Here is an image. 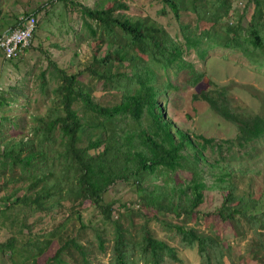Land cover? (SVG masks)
<instances>
[{
	"label": "trees",
	"instance_id": "obj_1",
	"mask_svg": "<svg viewBox=\"0 0 264 264\" xmlns=\"http://www.w3.org/2000/svg\"><path fill=\"white\" fill-rule=\"evenodd\" d=\"M55 1L68 7L72 4ZM236 1L158 0L179 22L183 13L195 15L194 27L180 23L183 41L171 38L150 17L131 14L128 3L106 0L94 8L80 6L88 30L82 36L85 40L92 36L87 41L92 55L83 71L97 78L102 99L97 101L96 91L83 81L82 71L71 74L57 67L54 54L47 49V62L57 71L51 77L60 81L50 99L56 115H30L31 123L21 117L9 118L3 109L10 102L17 103L20 96L9 90L0 92V233L8 234L0 240V256L7 254L10 264H65L63 257L72 245L84 264H92L81 235L56 245L62 223L51 230L35 227L55 208L64 210L65 201L73 206L64 221L76 217L82 229L87 203L111 220L114 206L105 205L104 195L119 181L135 187L152 221L170 235L167 240L157 238L146 226L137 235L139 242L134 241L117 221L112 264H164L167 258L182 262L170 239L196 248L200 264H240L232 258L242 257L243 261L245 253L237 254L233 241H227L224 231L228 229L237 243L252 233L253 243L247 251L255 258L264 255V170L252 169L258 144L264 140V107L259 112L234 108L229 90L207 66L209 51L222 47L264 68V0H243L254 7L247 26L242 24L245 6L236 11ZM37 7L19 21V27L31 17L36 20ZM0 52L9 66L26 70L19 64L26 50L14 59H7L1 48ZM194 52L203 60V69L186 60ZM127 69L133 72L128 74ZM155 70L167 77L170 70L187 71L191 88L207 78L205 90L195 98L232 124L237 130L235 138L218 141L176 127L162 105L171 83L157 87ZM40 78H45V72ZM26 84L19 82L9 89H20L21 97L29 98ZM236 149H245L242 156L248 163L235 165ZM183 172H188V178H180ZM166 176H171L170 186H143L150 179ZM213 194L220 204L205 211L202 205ZM198 226L205 228L199 230ZM99 249H106L104 241Z\"/></svg>",
	"mask_w": 264,
	"mask_h": 264
},
{
	"label": "rangeland",
	"instance_id": "obj_2",
	"mask_svg": "<svg viewBox=\"0 0 264 264\" xmlns=\"http://www.w3.org/2000/svg\"><path fill=\"white\" fill-rule=\"evenodd\" d=\"M68 1H71L73 5L71 4L68 7L63 2L56 3L55 0H0V35L8 27L15 26L17 18L18 20L21 17L24 19L25 16L32 14L37 6L39 9L36 16V38H34L32 46L26 50L19 62L21 68L25 66L26 70H15L11 65L9 66V63L3 61V57L0 56V92L9 90L13 95L20 96L17 103L10 102L11 106L3 109L7 112V117H21L22 121L31 123L30 115L39 114L46 117L58 113V111L54 110V104L51 103L50 99H54L53 90L60 81L58 77H51V74L55 75L57 71L54 70L55 67L48 64L45 49L54 54L52 57L55 61L54 65L65 72L73 74L82 71V79L96 91L95 97H97V101L102 99V86L98 83L97 78L89 72L83 71L88 57L92 55V48L87 42L92 36H88L86 40L82 36L88 33V30L83 26L84 16L80 6L94 8L106 0H78L81 4H77L76 0ZM118 1L130 4L132 6L131 14H135L138 17L146 15L158 22V24L166 28L171 38L178 41L184 40L180 30V23L192 27L196 24L195 15L191 13H183L181 21H177L173 13L165 9L164 4L158 2V0ZM233 5L238 12H241V9L245 6L246 11L242 24L247 26L253 12V5L247 4L243 0L236 1ZM122 13L123 10L119 14ZM229 22L230 24L233 23L232 20ZM3 24L5 25L3 26ZM39 48L42 51H37ZM209 57L207 66L212 71V76L216 81L229 90L232 97V106L247 111H261L264 107L263 66L253 64L240 53L222 47L212 48L209 51ZM186 60L191 62L197 69L204 68L203 60L195 52L186 56ZM49 63L53 62L50 61ZM127 71L129 72L128 74L133 72L131 69H127ZM41 72H45V78L43 79L40 78ZM154 72L157 87L160 88L162 84L171 83L166 104L162 103V105H166L167 115L173 120L176 127L192 134H202L209 138H215L218 141L235 138L237 134L236 128L213 113L205 101L195 98L196 95L205 90L207 78L199 86L191 88L189 86L190 76L187 71L177 72L170 70L168 77L161 70H155ZM19 82H27L24 89L29 98L21 97L20 89H9L15 85L18 86ZM42 84L46 85L43 90ZM121 86L123 88L124 82H121ZM56 107L58 108V106ZM244 150L242 149L241 152L237 149L235 150L234 155L238 158L234 162L236 166H240L239 163L246 164L249 162V160H246V156H242ZM257 152L258 156L252 159V169L260 172L262 169L264 170V140L258 144ZM188 175V172H183L180 178L186 179ZM205 176L209 180V176ZM1 181L2 176H0ZM129 181L132 183L131 180ZM171 182V176L158 177L156 180L150 179L146 181L143 186L147 187L149 184L170 186ZM139 200L140 197L135 187H129L126 183L119 181L110 187L104 195L105 205L112 204L114 206L111 220L103 217L100 211L93 206H88L89 204L87 203V209L82 211L83 224L85 225V228L82 229V223L76 217L64 221L65 216L69 212L68 208L73 206L72 202L65 201L62 203L64 210L55 208L49 215H44L46 218L45 223L37 225L35 230H40L44 227L51 230L54 225L62 223L63 228L55 240L56 245H63L68 240L81 235L83 237L81 242L85 245L92 264H112L114 259L112 247L116 235L117 221L125 232L132 235L134 241L139 242V236L137 235L146 226L154 231L157 238L167 240L168 235H170L168 230L152 221L150 211L143 207ZM217 203L220 204L219 197L214 194L210 195L207 202L202 205V209L207 211L216 206ZM2 209L3 206L0 204V210ZM147 213H149V217ZM51 218L53 219L50 226H48L46 223ZM167 218L179 222L177 218L170 216ZM32 221L31 219L30 222ZM198 227H200L199 230L205 228L204 226ZM224 234L227 241H233L232 244L235 246L237 254L245 253L243 261H241L242 257L239 260L232 258L233 261H239L240 264H246V261L249 264H264L262 252H260L262 255L255 258L247 251L249 243H253L252 233H248L247 238L238 243L234 241L233 232L230 229L225 230ZM7 236L8 234L0 233V240H4ZM101 241H104L106 247L104 251L99 249ZM168 242L170 246L178 250V257L182 259V262L178 259L167 258L164 264H200L196 248L183 246L175 239H170ZM67 252L68 255L66 254L63 257L65 264H84L81 254L72 245L68 246ZM0 264H10L7 254L0 256ZM55 264L60 263L57 262Z\"/></svg>",
	"mask_w": 264,
	"mask_h": 264
},
{
	"label": "built area",
	"instance_id": "obj_3",
	"mask_svg": "<svg viewBox=\"0 0 264 264\" xmlns=\"http://www.w3.org/2000/svg\"><path fill=\"white\" fill-rule=\"evenodd\" d=\"M36 29V20L31 17L23 27L10 31L0 40V48L7 59L19 57L32 46Z\"/></svg>",
	"mask_w": 264,
	"mask_h": 264
},
{
	"label": "crops",
	"instance_id": "obj_4",
	"mask_svg": "<svg viewBox=\"0 0 264 264\" xmlns=\"http://www.w3.org/2000/svg\"><path fill=\"white\" fill-rule=\"evenodd\" d=\"M3 19H4V18H3ZM3 19H2V20H3ZM21 19H22V17L19 18V20H18V18H17V24H16L15 26H10V27H8L5 31H3L2 34L0 35V40H1L5 35H7L10 31L16 29V27L21 26V24L18 22V21H21ZM4 25H5V24H3V26H4Z\"/></svg>",
	"mask_w": 264,
	"mask_h": 264
}]
</instances>
